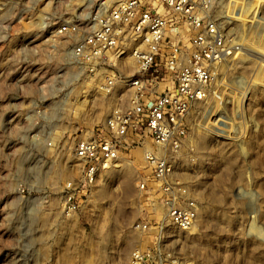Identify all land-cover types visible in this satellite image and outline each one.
I'll return each instance as SVG.
<instances>
[{"label":"rangeland","instance_id":"obj_1","mask_svg":"<svg viewBox=\"0 0 264 264\" xmlns=\"http://www.w3.org/2000/svg\"><path fill=\"white\" fill-rule=\"evenodd\" d=\"M67 1L0 0V264H129L139 239L132 225L146 217L135 164L127 160L99 175L76 212H61V185L77 174L75 131L103 122L115 103L89 89L71 104L84 87L67 84L72 39L53 30L67 11L89 7ZM258 1L263 19L246 32L244 50L220 65L211 114L203 126L195 110L190 115L207 166L205 191L198 223L176 249L196 264H264V0ZM217 113L225 116L226 138L216 133Z\"/></svg>","mask_w":264,"mask_h":264},{"label":"built area","instance_id":"obj_2","mask_svg":"<svg viewBox=\"0 0 264 264\" xmlns=\"http://www.w3.org/2000/svg\"><path fill=\"white\" fill-rule=\"evenodd\" d=\"M258 3L81 0L78 6L89 8L67 11L53 30L72 39L67 84L84 87L71 104L89 89L115 98L103 122L75 131L77 174L61 185V212H76L115 161H133L146 217L132 225L139 239L129 264H196L176 249L197 225L205 191L207 166L190 115L195 110L203 126L211 114L219 67L244 50L246 32L263 19ZM216 117V133L226 138L225 116Z\"/></svg>","mask_w":264,"mask_h":264}]
</instances>
